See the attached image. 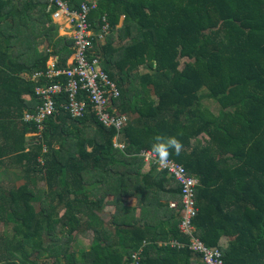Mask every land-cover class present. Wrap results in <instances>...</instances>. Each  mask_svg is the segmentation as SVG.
I'll return each instance as SVG.
<instances>
[{"label": "trees", "instance_id": "16d2710c", "mask_svg": "<svg viewBox=\"0 0 264 264\" xmlns=\"http://www.w3.org/2000/svg\"><path fill=\"white\" fill-rule=\"evenodd\" d=\"M62 1L76 12L87 2ZM55 10L50 0H0V264H131L138 252L141 264H201L172 245L189 243L182 187L142 155L158 134L182 141L168 158L200 181L196 235L225 264H264V0H101L89 22L99 33L105 18L111 34L93 50L122 94L125 149L91 105L74 119L65 92L43 131L26 120L43 102L39 87L67 82L34 74L52 58L59 71L76 65ZM88 231L81 250L75 233Z\"/></svg>", "mask_w": 264, "mask_h": 264}, {"label": "built area", "instance_id": "2783aa9c", "mask_svg": "<svg viewBox=\"0 0 264 264\" xmlns=\"http://www.w3.org/2000/svg\"><path fill=\"white\" fill-rule=\"evenodd\" d=\"M50 1L54 2L56 7L53 13L54 21L58 24L62 22L67 25V33H72L70 36L64 34V37L74 39V45L77 50L76 65L69 71H59L56 68V60L52 58L48 63L50 67L48 73L37 72L34 74L32 79L36 81L41 80L43 77L51 81L66 77L67 82L39 87L37 94L42 97L43 102L38 107L36 114H26V120L36 121L40 130L43 131L46 120L57 113V98L65 92L69 95L70 100L66 110L74 119L84 118L89 112V106L91 105L100 123L106 128L117 131L116 147L125 149L126 146L118 143V140L119 138L122 139L125 128L130 124V119L128 116L119 113L115 108V102L121 98L122 94L117 84L102 69V63L93 50L95 39L99 38L101 42L105 43L111 34V28L105 18L102 20V25L104 26L99 33L92 30L89 22L90 14L97 9L101 0H87L78 12L71 11L68 4L62 0ZM82 92L86 94L87 102L80 99ZM142 155L145 157L147 166L158 165L161 170L167 171L174 177L182 187L181 206H183V216L181 231L189 239V243L181 244L173 241L172 245L178 248L188 246L190 250L200 256L201 264H225L222 250L217 246L208 245L196 235L197 229L194 225V220L199 213L197 200L199 179L189 173L184 165L170 158L161 164L152 156L150 151H144ZM171 206L174 209H179L180 203L174 201ZM141 261V252H138L133 255L131 264H141Z\"/></svg>", "mask_w": 264, "mask_h": 264}, {"label": "rangeland", "instance_id": "374dc122", "mask_svg": "<svg viewBox=\"0 0 264 264\" xmlns=\"http://www.w3.org/2000/svg\"><path fill=\"white\" fill-rule=\"evenodd\" d=\"M59 25H61V35H66L68 34L69 36L72 33H67L68 27L67 25H64L62 22H59ZM203 95V102L204 104L209 107L210 109H212L215 113H220V106L219 103L212 99L209 94L208 91H203L202 93ZM149 170V166L148 169ZM130 203L131 205H136V199H130ZM111 211L112 208L106 209L105 212L101 213V217L105 220V221H109L111 218ZM75 239L73 240L75 242V245L78 246L79 249L83 250V249H90L91 245H92V239H93V232L92 231H88L86 234L84 233H75Z\"/></svg>", "mask_w": 264, "mask_h": 264}, {"label": "clouds", "instance_id": "9594fccd", "mask_svg": "<svg viewBox=\"0 0 264 264\" xmlns=\"http://www.w3.org/2000/svg\"><path fill=\"white\" fill-rule=\"evenodd\" d=\"M183 150V144L176 136L165 137L163 135H156L154 142L150 149L153 157H155L159 163L163 164L167 161L168 157L174 152L179 155Z\"/></svg>", "mask_w": 264, "mask_h": 264}, {"label": "crops", "instance_id": "0c3cea01", "mask_svg": "<svg viewBox=\"0 0 264 264\" xmlns=\"http://www.w3.org/2000/svg\"><path fill=\"white\" fill-rule=\"evenodd\" d=\"M61 33V32H60ZM136 202H137V200H136Z\"/></svg>", "mask_w": 264, "mask_h": 264}]
</instances>
